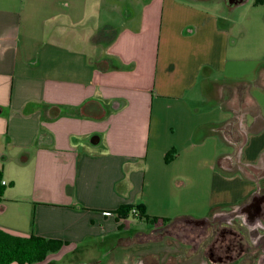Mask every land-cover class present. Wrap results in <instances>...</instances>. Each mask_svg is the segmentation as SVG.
Listing matches in <instances>:
<instances>
[{"label":"crops","instance_id":"1","mask_svg":"<svg viewBox=\"0 0 264 264\" xmlns=\"http://www.w3.org/2000/svg\"><path fill=\"white\" fill-rule=\"evenodd\" d=\"M255 6L264 20V0ZM229 22L187 0H0V229L62 244L35 264L60 255L103 264L115 249L144 255L156 229L264 191V105L250 92L264 90V45L243 74L247 60ZM237 83L249 85L253 114L224 92ZM199 90L230 117L169 111ZM167 122L172 134L189 131L190 146L162 142ZM208 142L218 171L206 215L183 217L181 199H191L178 195L184 185L166 168L182 149ZM164 180L170 199L158 191ZM128 206H143L156 223L132 211L119 217Z\"/></svg>","mask_w":264,"mask_h":264},{"label":"rangeland","instance_id":"2","mask_svg":"<svg viewBox=\"0 0 264 264\" xmlns=\"http://www.w3.org/2000/svg\"><path fill=\"white\" fill-rule=\"evenodd\" d=\"M21 2V0H17ZM194 4H198V6L205 8L207 10H211L215 12L217 15L221 16L222 18L230 21L232 23L231 29L235 32V39L236 45L235 48L238 47L239 51L242 52V57L244 60H247V63L243 64L241 67V71L245 75H250L254 64L251 61L257 59L262 55L263 51V36H264V20H263V12L260 7L255 6V0H240L237 3L230 2V6L226 5L222 0H187ZM16 2V0H15ZM11 2H7L6 5L8 6ZM261 52V54H260ZM38 72H44L43 69H39ZM227 90V91H226ZM261 90V91H260ZM217 92V91H215ZM224 92H231V99L233 103L235 102V108L237 105V101L239 102V106L241 108H246L250 111L251 114L255 112V108L253 105H248V102L245 101L243 104L241 96V90H234L225 88ZM251 95L257 98L261 105H264V90L258 88H251L250 89ZM202 91H197L195 97L188 99V100H181V101H171L169 102L171 105V110L169 111H186L190 110L196 120L201 119H208L209 117H221L227 118V113H223L220 109V106L211 100L208 97L202 94ZM207 93H213L211 90H208ZM218 93V92H217ZM220 93V92H219ZM235 93V94H234ZM198 94V95H197ZM241 100V101H240ZM246 104V105H245ZM163 105V102H162ZM162 108L165 109L163 105ZM264 112V106H262ZM193 116V117H194ZM194 119V118H192ZM244 119L242 116L239 120ZM246 120L249 118H245ZM163 120H166L163 118ZM190 122V120H189ZM191 124L190 126H192ZM171 126L167 123H164L161 127L162 135H163V143H176L178 146L184 147L185 137L188 135L189 131L184 128L182 133L179 134L178 127H175V133L172 134V129L168 127ZM237 130H240V125L238 124L235 126ZM190 129V128H189ZM251 131V130H247ZM198 136V135H197ZM182 141V143H181ZM195 141V140H193ZM186 145L190 146V143L186 142ZM195 144V143H194ZM184 145V146H183ZM223 148H226L227 153L234 156L235 150H233L232 146L223 145ZM218 151V150H217ZM216 147H214L213 142H208L203 147H194L189 149H182V156L181 158L174 164L168 166L166 169L172 171L174 175H178L176 180L182 183L184 186L178 190V195L182 197L190 198L191 200H185V203L182 200V205L179 207L178 211H180L179 215L183 217H194L193 219H199L200 217H205L206 215V203L209 199L210 194V186L212 184V174L218 171V165L216 166V160H208L211 155L214 154L216 157ZM233 158V157H232ZM215 159V158H214ZM171 162V161H169ZM168 162V163H169ZM213 166V169H212ZM236 173L237 170L231 171ZM241 176V174H239ZM242 177V176H241ZM244 178V177H242ZM241 178V179H242ZM243 180H246L245 178ZM248 181V180H246ZM159 189L158 191L162 193V196L165 199H170L168 196L172 195V191L170 186L163 182H158ZM180 198L179 196H177ZM191 201L190 203H188ZM158 207L156 206L155 209ZM188 209V210H187ZM190 209V210H189ZM193 215V216H192ZM178 222H194L196 220H192L191 218H178ZM151 249H156V246H149ZM54 254V253H53ZM125 252L122 249H115L113 251L112 256L108 260L104 261L103 264H145L147 263L146 258L140 256L134 259V261H130L125 257ZM173 256V254H171ZM157 261V258H154ZM144 261V262H143ZM42 263V262H40ZM68 257L65 256H58L53 259L50 263L46 264H69ZM13 264V263H11ZM35 264V263H33ZM152 264V263H151ZM157 264V263H153Z\"/></svg>","mask_w":264,"mask_h":264},{"label":"flooded vegetation","instance_id":"3","mask_svg":"<svg viewBox=\"0 0 264 264\" xmlns=\"http://www.w3.org/2000/svg\"><path fill=\"white\" fill-rule=\"evenodd\" d=\"M222 1L230 6L240 0ZM151 240L147 254L129 260L142 256L145 264H264V191L257 190L240 205L214 211L204 220L164 225Z\"/></svg>","mask_w":264,"mask_h":264},{"label":"trees","instance_id":"4","mask_svg":"<svg viewBox=\"0 0 264 264\" xmlns=\"http://www.w3.org/2000/svg\"><path fill=\"white\" fill-rule=\"evenodd\" d=\"M263 0H255V5L260 4ZM241 90L243 104L249 97V85L237 83L229 85L228 89ZM241 101V100H240ZM240 107V111H241ZM246 114H251L248 110ZM235 114L233 120H237ZM233 124V123H231ZM232 126V125H231ZM232 129V127H231ZM166 161L171 159V154L166 158ZM1 181V176H0ZM3 194V187L0 186V198ZM132 211L133 215L145 222L156 223L157 218L146 216L143 206H128L120 208L116 213L119 217L124 216ZM126 216V215H125ZM164 221V220H163ZM62 247V244L56 240L45 239L31 235L28 238L13 236L0 229V264H33L43 262L50 254L57 253Z\"/></svg>","mask_w":264,"mask_h":264},{"label":"water","instance_id":"5","mask_svg":"<svg viewBox=\"0 0 264 264\" xmlns=\"http://www.w3.org/2000/svg\"><path fill=\"white\" fill-rule=\"evenodd\" d=\"M98 142H99V138L98 137H92L90 139V144L93 145V146L97 145Z\"/></svg>","mask_w":264,"mask_h":264},{"label":"built area","instance_id":"6","mask_svg":"<svg viewBox=\"0 0 264 264\" xmlns=\"http://www.w3.org/2000/svg\"><path fill=\"white\" fill-rule=\"evenodd\" d=\"M1 184H2V186H5L6 183L4 181H2Z\"/></svg>","mask_w":264,"mask_h":264}]
</instances>
